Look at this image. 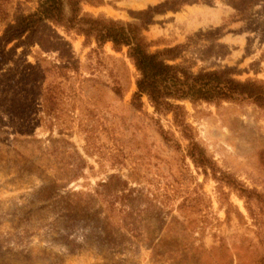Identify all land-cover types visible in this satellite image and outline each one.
<instances>
[{"label":"rangeland","instance_id":"374dc122","mask_svg":"<svg viewBox=\"0 0 264 264\" xmlns=\"http://www.w3.org/2000/svg\"><path fill=\"white\" fill-rule=\"evenodd\" d=\"M35 6L0 0V35ZM81 7L142 24L150 51L173 48L168 62L192 73L228 68L264 80V0ZM83 41L46 23L4 47L0 264H264V109L249 100L179 102L204 170L187 156L171 112H155L146 96L140 111L131 107L138 72L126 47ZM112 174L127 181L116 192L124 198L111 209L102 200L87 206L86 194ZM43 186L56 195L40 197Z\"/></svg>","mask_w":264,"mask_h":264},{"label":"trees","instance_id":"16d2710c","mask_svg":"<svg viewBox=\"0 0 264 264\" xmlns=\"http://www.w3.org/2000/svg\"><path fill=\"white\" fill-rule=\"evenodd\" d=\"M89 0H35L36 6L15 17L14 23L8 25L0 35V59L4 47L12 40H30L46 23L62 27L65 32H74L84 37V44L93 40L97 48L111 42L115 51L126 47V55L133 63L138 77L132 93L130 105L140 111L142 96H146L155 112H171L174 121L181 127L185 137L189 139L187 156L195 166L206 170L207 159L202 146L193 138L190 125L185 122V108L179 103L189 100L191 103L205 101L219 103L224 100H249L264 109V80L247 77L238 79L228 68L218 70H200L192 73L168 62L174 57L173 48H161L150 51L151 42L143 34V26L137 22L113 19L103 15L94 16L82 11L81 4ZM39 46L43 44L37 41ZM117 91V88H114ZM163 131V130H161ZM167 140L166 136H163ZM134 179V178H131ZM127 181L121 176L112 174L103 181H98L92 192H88L86 205L92 207L97 201H105L111 206L117 198H124L123 192ZM48 193V194H46ZM56 195L51 186H43L40 197ZM47 195V196H46ZM78 208L82 204H77ZM94 207V206H93ZM101 212L95 209L94 217Z\"/></svg>","mask_w":264,"mask_h":264}]
</instances>
